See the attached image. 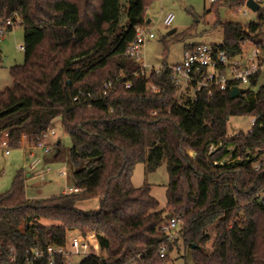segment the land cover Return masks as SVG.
<instances>
[{"label":"trees","instance_id":"trees-1","mask_svg":"<svg viewBox=\"0 0 264 264\" xmlns=\"http://www.w3.org/2000/svg\"><path fill=\"white\" fill-rule=\"evenodd\" d=\"M148 2L0 0V21L22 25L24 53L23 62L9 68L12 86L0 91V137L18 147L23 136L34 140L60 117L77 189L29 200L26 174L18 170L0 194V264H25L34 249L44 255L32 263L48 264L46 247L65 248L70 231L94 234L103 253L77 264H160L166 255L159 256V247L171 248V233L162 229L168 218L176 219L193 264H264V167L253 169V156L264 152L262 73L235 98L228 88L210 95L202 89L195 97L177 93L164 66L146 79L134 77L138 66L123 53L134 27L145 24ZM217 24L228 57L248 43L264 50V10L248 25ZM107 81L115 89L103 97ZM231 116L257 118L250 131L229 137ZM52 154H60L59 141ZM228 155L232 161L220 164ZM163 160L169 181L159 209L150 186L133 187L131 176L138 163L152 172ZM92 198L97 209L77 207ZM67 258L54 255L52 264H70Z\"/></svg>","mask_w":264,"mask_h":264},{"label":"rangeland","instance_id":"rangeland-1","mask_svg":"<svg viewBox=\"0 0 264 264\" xmlns=\"http://www.w3.org/2000/svg\"><path fill=\"white\" fill-rule=\"evenodd\" d=\"M235 0H149L145 8V24L153 33L154 37L148 40L144 46V63L148 65V70L160 69L166 65H177L182 62V52L186 45L194 44H222L224 35L220 22H233L242 25L256 21V12L247 9L243 4L231 8L230 3ZM264 10V2L261 3ZM241 10H246L245 14ZM173 14L174 18L169 26H165L163 18L168 14ZM125 19L124 4L121 7V20ZM149 20V23L146 21ZM10 28L3 27L0 35V91L12 86V79L9 75V68L23 62V28L19 19L10 20ZM6 21H0V25H5ZM260 38L264 40V31ZM254 48L251 44H244L241 54H247ZM250 117L231 116L227 121V134L229 137L238 132H246L250 128ZM52 126L55 134L50 138L52 146L56 141L60 142V154L53 157V154L46 156V162H41L33 170L29 169L27 158L23 148L30 144V140L22 137L18 147H10L5 153L0 147V194L7 191L12 183L16 172L20 169L26 174L24 178V192L31 200L58 195L72 188L71 168L67 160V149L70 146L68 135L61 127V118L56 117ZM233 147H229L232 151ZM209 149V153L213 151ZM190 156H194L188 151ZM229 156L225 157V160ZM48 167V170H46ZM65 173L63 175L62 173ZM169 181L166 162L163 160L160 166L152 171L145 170V164L138 163L132 172L131 184L133 187L142 185L150 186V194L159 205V209L165 207V189ZM77 207L84 211H92L98 207V199L92 198L77 204ZM213 226L208 229V234L212 238L214 235ZM170 249L166 250V258L160 264H193L180 237L177 226L170 231ZM92 253L103 254L99 251L96 239H91ZM66 249L69 252L68 263L77 264L86 253L75 254L68 244ZM80 251V249H79ZM210 251V244L207 245Z\"/></svg>","mask_w":264,"mask_h":264},{"label":"built area","instance_id":"built-area-1","mask_svg":"<svg viewBox=\"0 0 264 264\" xmlns=\"http://www.w3.org/2000/svg\"><path fill=\"white\" fill-rule=\"evenodd\" d=\"M215 1V0H212ZM244 0V5H245ZM258 4V10L261 9V3L264 0H253ZM246 7V6H245ZM249 9L248 7H246ZM250 10V9H249ZM257 10V11H258ZM242 14L246 13V10H241ZM173 14L168 13L163 18L165 26H169L173 21ZM11 21L7 20L5 25H0V35L3 33V27H10ZM154 37L153 33L147 28L146 24H139L134 27V34L132 41L126 47L123 55L134 62L138 66V70L134 73V77L148 78L150 71L148 65L144 63V46L145 43ZM23 49V47H20ZM170 71V80L177 89V93L188 92L192 97H195L196 93L200 90H205L208 95L211 94L213 89L225 90L231 89L233 86L238 88H248L247 83L249 78L256 72H261L262 76L260 82L264 81V50L254 47L247 54H238L234 57H228L225 49L221 44H194L184 47L182 52V62L177 65L164 66ZM156 69L155 71H158ZM129 83H125V87L128 88ZM147 87L156 91V88L147 83ZM115 89V84L112 81H107L102 84V95L107 97ZM256 116L250 117L249 123L251 130L256 121ZM53 124V123H52ZM50 124L44 132L37 136L34 140H30V144H27L23 148L27 155V158L31 159L28 163L29 169L33 170L38 164L44 162L43 158L52 154L53 146L50 143V138L54 136L55 129ZM0 147L4 149L5 153L9 152V144L7 135L3 134L0 137ZM215 150V147L211 145L209 147ZM213 150V151H214ZM211 151V152H213ZM229 156V155H228ZM256 158L253 162V169L259 170L264 167V152L260 155H254ZM230 156L225 160V157L219 162L220 164L231 162ZM48 170V167H46ZM64 175V173H62ZM76 192L77 189L69 188L66 192ZM176 227V219L168 218L165 224L162 225L164 231H171ZM94 234L90 233L86 236L76 231H70L67 234L66 244L75 254L79 252L89 254L92 250L90 240L94 239ZM96 239V238H95ZM97 241V240H96ZM80 249V251H79ZM166 247L161 245L159 247V256L164 257L166 255ZM46 254L49 257L48 264H52L54 255L69 256V252L66 247H46ZM44 255L43 252L38 249L31 251V258L27 259L25 264H33V260L39 259Z\"/></svg>","mask_w":264,"mask_h":264},{"label":"water","instance_id":"water-1","mask_svg":"<svg viewBox=\"0 0 264 264\" xmlns=\"http://www.w3.org/2000/svg\"><path fill=\"white\" fill-rule=\"evenodd\" d=\"M245 6L248 7L251 11L256 12L258 10V4L255 3L253 0H246ZM15 21V19H13ZM146 23H149V20L146 21ZM248 91V88H238L237 86H233L230 89V96L232 98L237 97L239 94H244Z\"/></svg>","mask_w":264,"mask_h":264},{"label":"crops","instance_id":"crops-1","mask_svg":"<svg viewBox=\"0 0 264 264\" xmlns=\"http://www.w3.org/2000/svg\"><path fill=\"white\" fill-rule=\"evenodd\" d=\"M46 158H47V157H44L43 160L45 161ZM45 162H46V161H45ZM27 198H28V197H27ZM28 199L31 200L30 198H28Z\"/></svg>","mask_w":264,"mask_h":264}]
</instances>
